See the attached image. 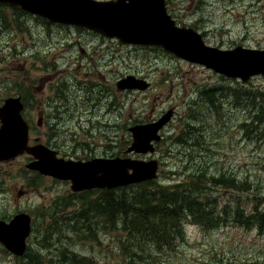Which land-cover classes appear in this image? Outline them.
<instances>
[{
	"label": "rangeland",
	"instance_id": "1",
	"mask_svg": "<svg viewBox=\"0 0 264 264\" xmlns=\"http://www.w3.org/2000/svg\"><path fill=\"white\" fill-rule=\"evenodd\" d=\"M167 6L179 26L201 34L208 46L264 51V0H168ZM128 77L145 81L147 88L120 90L119 81ZM15 95L25 98L31 138L63 152V158L156 161V190L192 192L203 201L219 202L221 227L205 220L200 228L187 219L188 242L179 244L178 253L156 251L154 264L264 259V236L239 227L230 209L224 215L229 203L264 210V76L243 82L159 46L123 43L0 3V107ZM170 111L173 118L161 130L154 152L128 154L133 143L129 128L157 122ZM30 162L27 153L0 162V221L25 213L36 228L22 257L0 243V264H89L82 256L92 264H122L117 234L101 218L98 226L85 222L81 238L45 231L58 228L50 209L55 201L67 198V214L87 208L94 215L104 190L74 191L71 182L27 168ZM198 169H206L208 176L188 181ZM209 175L234 178L238 189L245 179L249 184L239 193L224 181L209 187ZM258 198L261 205L255 203ZM96 230L99 241L93 240Z\"/></svg>",
	"mask_w": 264,
	"mask_h": 264
},
{
	"label": "water",
	"instance_id": "2",
	"mask_svg": "<svg viewBox=\"0 0 264 264\" xmlns=\"http://www.w3.org/2000/svg\"><path fill=\"white\" fill-rule=\"evenodd\" d=\"M0 1L40 13L55 23L85 26L106 37L118 38L123 43L162 47L182 59L227 77L239 78L243 82L256 75L264 76V51H245L242 47L223 50L208 46L203 37L193 29L176 27L175 21L167 13L166 0H45L42 5L27 6L18 0ZM248 54L250 58L247 57ZM147 86L145 81L134 77L118 83L120 90H144ZM22 110L23 104L19 98L7 99L0 108V142L3 133L11 132V145L0 154V161L13 159L27 152L38 160L28 165L29 168L61 180H71L74 191L95 188L113 190L153 181L158 176L156 161L147 163L114 158L74 163L57 159L55 151L42 145L29 148V129L22 118ZM173 115L170 111L157 122L130 127L133 143L127 153L154 152L155 143L161 140V130L172 120ZM108 166L109 175L101 179L99 173H104ZM82 173L85 177L90 176L89 181L82 179L79 175ZM30 233L31 217L27 214L17 215L10 224L0 222V243L16 256L24 255L26 239Z\"/></svg>",
	"mask_w": 264,
	"mask_h": 264
},
{
	"label": "trees",
	"instance_id": "3",
	"mask_svg": "<svg viewBox=\"0 0 264 264\" xmlns=\"http://www.w3.org/2000/svg\"><path fill=\"white\" fill-rule=\"evenodd\" d=\"M68 100L70 102V98ZM203 176H208L206 169L203 171L198 169L188 181L192 179L203 181ZM218 181H221L220 184L224 181L230 189L238 193L245 192L243 187L249 184L248 179H245L241 183L242 189H238L234 178L222 180L217 176L209 175L208 186L211 187ZM198 183V181L193 182V184ZM155 187L157 184L153 180L124 188L104 190L100 199V208L96 209L94 215L87 208L74 210L67 214L68 204L58 205L60 201L66 202L67 198L55 201L51 205L54 211L52 225H57L58 228L49 227L45 231L47 233H71L81 238L85 222L92 220L93 224L98 226L99 218H101L103 224L109 225V230L117 234L119 249L125 255L122 264H154L157 259L156 251L178 253L179 244L188 242L185 224L187 219L200 228L205 226V220H215L219 227L223 225V215L219 214L221 210L216 208L219 206L216 199L205 197L203 201L198 196L195 197L192 192L177 193L167 188L156 190ZM255 203L261 205L262 200L258 198ZM227 205L225 216L229 215L227 210L230 209L234 222L239 227L246 232L254 231L258 236H264V210H260L257 205L248 206L245 202ZM33 228L36 229L34 222ZM98 231L96 230L93 234L94 241H99L96 236ZM31 254L35 255V251ZM75 257L71 258V262L75 260ZM81 258L82 261L92 264L89 258L84 256ZM253 264H264V259Z\"/></svg>",
	"mask_w": 264,
	"mask_h": 264
},
{
	"label": "bare ground",
	"instance_id": "4",
	"mask_svg": "<svg viewBox=\"0 0 264 264\" xmlns=\"http://www.w3.org/2000/svg\"><path fill=\"white\" fill-rule=\"evenodd\" d=\"M98 108H99V107H98ZM98 108L92 110L91 113H92V114H97L96 112H97V109H98ZM107 108H109V107H107ZM43 166H44V165H43ZM68 171H69V170H68ZM70 173H71V171H70ZM86 173H87V172H86ZM75 175H76V174H75ZM79 175L82 177V179L84 178L85 180H88V181H89V179H90V176H88V177L86 176V177H85V176L83 175V173H82V174H79ZM106 175H109V173L104 172V175L101 177V179L104 178ZM84 179H83V180H84ZM101 182H102V181H101ZM64 203H67V204H68V208H69V201H68V200H67L66 202L64 201ZM64 203L59 202L58 205L64 206ZM68 208H67V210H68ZM50 209L53 210V208H50ZM66 212H67V211H66ZM34 222H35V220H34Z\"/></svg>",
	"mask_w": 264,
	"mask_h": 264
},
{
	"label": "flooded vegetation",
	"instance_id": "5",
	"mask_svg": "<svg viewBox=\"0 0 264 264\" xmlns=\"http://www.w3.org/2000/svg\"><path fill=\"white\" fill-rule=\"evenodd\" d=\"M239 47H242V46H239ZM243 48H245V47H243ZM246 49V48H245ZM9 98H19V99H21V101H22V103H23V105H24V108H23V111H22V115H23V118L26 120V118H25V116H24V114H26V111H27V104H26V102H25V98L24 97H22V96H20V95H15V96H10ZM8 98V99H9ZM6 101V100H5ZM4 101V102H5ZM27 121V120H26ZM28 122V121H27ZM37 140V139H36Z\"/></svg>",
	"mask_w": 264,
	"mask_h": 264
}]
</instances>
